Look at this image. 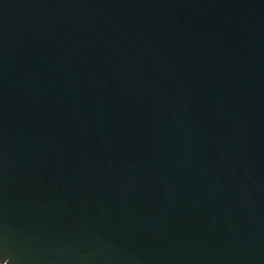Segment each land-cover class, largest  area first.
<instances>
[{"label": "water", "instance_id": "water-1", "mask_svg": "<svg viewBox=\"0 0 264 264\" xmlns=\"http://www.w3.org/2000/svg\"><path fill=\"white\" fill-rule=\"evenodd\" d=\"M0 264H264V0H0Z\"/></svg>", "mask_w": 264, "mask_h": 264}]
</instances>
